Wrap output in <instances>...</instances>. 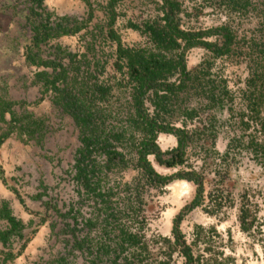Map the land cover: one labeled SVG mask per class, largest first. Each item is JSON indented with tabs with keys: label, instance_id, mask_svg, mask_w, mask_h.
<instances>
[{
	"label": "rangeland",
	"instance_id": "rangeland-1",
	"mask_svg": "<svg viewBox=\"0 0 264 264\" xmlns=\"http://www.w3.org/2000/svg\"><path fill=\"white\" fill-rule=\"evenodd\" d=\"M176 1L182 4L181 26L208 31L229 24L238 36L239 46L233 53L219 58L203 45L194 48L199 54L193 58H189L193 50L188 51L189 69L196 71L204 64L206 86L208 89L217 86L215 92L221 98L216 103L209 102L206 93L195 89L181 94L173 112L164 117L175 127L189 132L191 139L185 151V163L166 168L153 156L150 160L163 176L171 177L193 169L204 178V203L185 212L177 228L198 262L264 264V156L256 154L251 145L252 139L264 144V106L261 120L247 109L250 95L247 73L257 66L264 73V53H260L259 48L264 47V0H252L247 11H234L219 0ZM109 2L46 0V9L52 13L53 20L67 15L85 26L67 41L53 39L38 49L33 44L34 33L29 23V1L0 0V10L10 20V29H14H9L14 49L10 54L11 64L3 68L6 79L0 84V96L16 103L14 110L18 117L33 114L36 118H45L49 127L47 135L39 140L15 129L6 141L8 157L3 158L0 152V176L5 179L2 182H6L0 199L9 201L15 215L28 225L24 238H16L12 250L0 242V251L4 253L0 263L11 251L14 257L7 264H63L60 259H65V264H110L117 256L121 257L120 264H187L183 246L178 245L171 253L164 240H175V221L192 202L197 186L180 178L168 185L151 184L145 171L136 164L137 145L143 132L130 126L133 84L126 65L123 74L116 66L117 47L108 36L110 16L106 8ZM162 2L120 0L116 5L115 29L126 47L150 48L149 37L130 28L129 22L143 26L145 21L163 16ZM205 39L217 43L221 36L214 34ZM58 45L66 49L59 58L63 67L70 69L69 89L72 87L76 93L84 90L91 100L97 126L92 128V133H124L121 141L115 140L114 144L128 162L124 166L117 160L111 170L103 168L101 189L106 198L102 201L101 197L88 196L84 186L75 179V156L82 147L81 130L69 115L53 104L52 94L45 91L41 83L35 84V72L27 61L34 54L36 59H55L54 49ZM70 53L87 55L88 62L79 56L71 65ZM97 81L112 87L105 98L92 95ZM60 85L64 88L66 83ZM225 85L230 91L228 97L222 94ZM193 109L197 115L187 118L186 111ZM244 114L250 127L242 124ZM10 118L9 113L7 120ZM1 124V133L9 129L8 123ZM164 136L169 140L166 145L161 141ZM160 142L166 147L175 139L163 134ZM213 146L219 154H214ZM226 152L224 160L220 154ZM94 158L99 165L107 162L100 152ZM177 180L192 183L194 190L167 230L164 213L171 207L170 185ZM54 208L61 211L56 212ZM70 208H74L72 216H68ZM243 218L247 226L253 223L247 232L241 227ZM89 220L94 224L88 225ZM7 226L5 220H0V229ZM128 232L138 235L141 243L123 245L124 250L120 246ZM76 239L84 241L83 249L75 248ZM100 247L105 251L97 255Z\"/></svg>",
	"mask_w": 264,
	"mask_h": 264
},
{
	"label": "trees",
	"instance_id": "trees-1",
	"mask_svg": "<svg viewBox=\"0 0 264 264\" xmlns=\"http://www.w3.org/2000/svg\"><path fill=\"white\" fill-rule=\"evenodd\" d=\"M33 7L30 9L29 23L31 24L34 37L33 44L38 49H41L39 45L47 42L53 37H59L63 34L76 33L84 28L78 19L71 16H63L52 20V13L47 11L44 5L45 0H31ZM222 5L231 8L234 11H247L252 5L251 0H219ZM120 0H110L108 6V15L110 16V30L109 37L116 41L117 48V69L124 71V65L122 61L126 62L128 68L127 75L129 81L133 84V106L135 112L132 114V125L137 129H141L143 132V138L140 139L139 146H137V152L139 154V163L145 169L148 175L149 182L161 184H167L172 178L187 179L194 182L197 185L196 195L193 201L185 208L186 212H189L196 207L202 205L205 199V186L204 178L201 174L192 172H179L174 177H163L159 175L153 168L151 162L148 160V156L154 154L160 164L168 167H174L176 164H182L185 162L186 148L190 144L189 132L185 129H180L166 121L165 115L171 114L174 105L178 103V99L183 93H190L191 89L196 91L201 90L206 93L209 98V102H215L221 97L215 92L217 86H210L207 88L206 73L204 71V64L196 71L188 69L186 63V54L191 48L197 45H204L209 48L215 58L224 57L225 55L234 52L235 47L239 46L238 36L229 24L222 27L206 30H193L185 31L181 28L179 14L182 12V4L176 0H163L162 10L164 15L155 19H149L140 26L135 23H130V26L135 30H139L145 33L151 42L150 48L141 46L125 47L122 44L120 36H118L113 26L117 19L116 5ZM71 24L73 26L71 27ZM219 34L223 38L222 44L205 41L204 38L210 35ZM260 53H264V47H259ZM58 54L65 53L62 47H55ZM72 59V65L75 64L77 54L69 55ZM59 59V58H58ZM30 62L45 64L47 66L54 65V73L51 74L47 71L40 72L37 75L38 81L44 83L46 90L54 89L59 92L58 103L62 105L64 110L69 113L82 131L81 142L83 147L79 150L76 159V178L86 188L88 195L104 197L101 192H98V186L100 179L99 172L102 168L98 164L97 160L93 158V155L97 151H102L108 155V168H110L117 159L122 160L124 166L127 165L125 156L122 152L115 148L112 141H121L124 133L107 132L103 135L95 133H88L90 128L96 125V114L91 107V100L86 94V91H78L77 93L71 87L69 89L66 79L68 78V69L64 68L60 62L48 63L44 61H37L34 55L29 57ZM82 60L85 62L88 60L85 55ZM208 65H211L208 63ZM260 67V66H259ZM257 66L255 70L251 72V76L247 83L250 90L248 98L247 109L255 115L256 118L261 120V108L264 106V73L259 71ZM81 69L80 66L78 68ZM174 78L179 80V83L172 81ZM58 81L66 82L64 89H60L57 86ZM112 91V87L105 83H94L93 94L101 95V98H105ZM200 91V92H201ZM152 104L155 107L156 115L151 117L148 115L145 108V100L151 96ZM223 96L228 97L230 91L227 85L224 86ZM83 97V98H82ZM216 103V102H215ZM16 103L0 99V122L8 123L9 129L0 134V146L8 139L15 129H20L23 133H28L34 136L39 131L45 129V121L42 119H35L32 114H25L22 116L17 115L14 110ZM6 113H10L11 118L8 121ZM187 118L193 119L197 115V111L187 110ZM245 114L241 118L242 124L250 127V123L245 121ZM264 128V122L262 123ZM1 130V129H0ZM171 133L178 136V148L167 152L170 155L169 159L164 158V153L161 152L159 145L156 143L158 134ZM104 138H101L103 137ZM213 141L216 140V136L213 135ZM252 147L255 148L256 154H262L264 156V144H259L255 139L251 140ZM214 154H219L213 146ZM228 152L221 155L224 160L227 159ZM226 162V161H224ZM2 173V172H1ZM5 180V179H4ZM221 205V204H219ZM181 214L175 221L176 228L174 229L175 240L169 238L164 241L168 244V248L171 253L174 252L178 245L183 246V253L186 257L187 264H212L201 263L195 258L192 248L187 245L183 240L181 233L177 232L178 223L183 217ZM0 220H5L8 226L4 229H0V241L5 247L12 249L13 240L15 238H24V230L27 228L23 220L14 215L10 203L6 200L0 203ZM253 223L247 226L245 218L241 221L242 229L247 232L252 228ZM198 230L201 227L197 228ZM127 239L131 244L139 245L141 239L138 235L126 234ZM27 244L23 246V250ZM78 246H81L78 243ZM122 247V246H121ZM172 254H170V257ZM14 257L11 251L4 257L2 264H7V261ZM112 264H118L117 260ZM168 264V263H160Z\"/></svg>",
	"mask_w": 264,
	"mask_h": 264
},
{
	"label": "flooded vegetation",
	"instance_id": "flooded-vegetation-1",
	"mask_svg": "<svg viewBox=\"0 0 264 264\" xmlns=\"http://www.w3.org/2000/svg\"><path fill=\"white\" fill-rule=\"evenodd\" d=\"M29 1V3H30V7H29V14H30V9L33 7V3H32V1L31 0H28ZM46 1V0H45ZM252 1V0H251ZM110 3V2H109ZM163 3V2H162ZM44 5H45V2H44ZM109 6V5H108ZM107 9H108V7L106 8V12H107V14H108V11H107ZM163 11V10H162ZM163 15H164V12H163ZM30 17V16H29ZM162 17V16H161ZM117 18H118V14H117ZM77 19V18H76ZM53 20V19H52ZM55 20V19H54ZM116 22H117V19H116ZM116 22H115V24H116ZM130 23L131 22H129V27L130 28H132L131 26H130ZM133 23V22H132ZM115 24H114V26H113V29H115ZM224 25H226V24H223V25H221V26H219V27H222V26H224ZM73 26V24H71V27ZM32 27V26H31ZM216 28H218V27H216ZM84 29V28H83ZM82 29V30H83ZM134 29V28H133ZM109 30H110V23H109ZM109 30H108V36H109ZM32 31H33V28H32ZM115 31L117 32V29H115ZM80 32V31H79ZM79 32H76V33H68V34H63V35H61V36H59V37H53V38H51V39H49L47 42H44V43H41L40 45H39V47H42V45L43 44H47V43H49V41H51V40H55V39H58V38H60V39H62V40H64V41H67L70 37L69 36H71V35H73V34H77V33H79ZM33 33H34V31H33ZM117 34H118V32H117ZM146 35V34H145ZM119 36V35H118ZM219 36H221V35H219ZM33 37H34V35H33ZM111 39V38H110ZM112 40V39H111ZM204 40L205 41H207L205 38H204ZM113 42H114V44H115V46L118 48V44H117V42L116 41H114V40H112ZM122 41V40H121ZM210 42V41H209ZM222 42H223V38H222V36H221V39H220V41L219 42H217L218 44H222ZM214 43H216V42H214ZM123 44V43H122ZM124 45V44H123ZM125 46V45H124ZM197 46H199V45H197ZM197 46H195V47H193V48H191L190 50H195L196 51V49H194V48H196ZM204 46V45H203ZM56 47H62V45H58V46H56ZM126 47V46H125ZM205 47V46H204ZM208 51H210L211 53H212V51L209 49V48H207V47H205ZM197 50H200V49H197ZM63 51H64V49H63ZM64 52H66V49H65V51ZM117 52V51H116ZM197 52V54L196 55H198L199 54V52L198 51H196ZM187 53H188V51H187ZM54 54H55V56H56V58L55 59H53V60H48V61H45V60H43V59H36L37 61H39L40 62V60L41 61H44V62H48V63H53V62H60L61 64H62V59L60 60V56H59V54L56 52V50L54 49ZM71 54V53H70ZM69 54V55H70ZM73 54V53H72ZM213 54V53H212ZM79 56H81V58L83 59L84 58V56L85 55H81L80 53H77V58H76V60L75 61H77L78 60V58H79ZM87 56V55H86ZM186 56H187V54H186ZM214 56V55H213ZM226 56V55H225ZM30 57V56H29ZM34 57H35V54H34ZM70 57V56H69ZM59 58V59H58ZM70 59H71V57H70ZM88 59V58H87ZM27 61L29 62V64H30V67L34 70V72H35V75H36V77H35V84H37V83H41V85H42V87L44 88V90L45 91H47L46 90V87L44 86V83L43 82H41V81H38V79H37V75H38V73H40V72H44V71H47V72H49V73H51V74H53L54 73V65H52V66H47V65H45V64H40V63H32V62H30V60L29 59H27ZM117 61H118V59H117ZM86 62H88V60L86 61ZM123 62V61H122ZM125 62V61H124ZM83 63H85V62H83ZM117 63V62H116ZM186 63H187V60H186ZM63 65V64H62ZM71 65H72V59H71ZM124 65V68H125V65H126V62L123 64ZM187 66H188V64H187ZM53 67V69H51ZM64 68H66V67H64ZM126 68H127V66H126ZM68 69V74H69V72H70V69L69 68H67ZM188 69H189V66H188ZM52 70V72H50ZM127 70H128V68H127ZM251 73V72H250ZM249 72L247 73L248 74V76H249V78H250V76H251V74H250ZM68 79V78H67ZM67 79H66V81H67ZM172 81H174V82H176L177 84L179 83V80L177 79V78H174ZM248 81V80H247ZM60 83H66V82H63V81H58L57 82V86L60 88V89H64V88H62L61 87V85H60ZM247 85H248V83H247ZM228 87V86H227ZM47 92H49L50 93V95L51 96H53V100H52V102H53V104L54 105H57V106H59L60 107V109L62 110V112H64L65 114H67V115H69L72 119H73V117L69 114V113H67L65 110H64V108L62 107V105H60L59 103H58V98H59V92L58 91H56V90H54V89H50L49 91H47ZM250 93V90H249V86H248V94ZM55 95H56V97H55ZM151 96H149L146 100H145V108H146V111H147V113H148V115L149 116H151V117H154L155 115H156V111H155V107H154V105L152 104V101H151V97H152V94H150ZM149 98H150V101H149ZM0 99H1V96H0ZM55 99V100H54ZM146 101H149L151 104H147L146 103ZM148 102V103H149ZM132 112L134 113L135 112V110H134V106H133V98H132ZM151 106H153L154 107V110H151ZM33 115V114H32ZM33 117L35 118V119H42V120H44L45 121V129L44 130H42V131H39L37 134H35L34 136H31L30 134H28V133H25V135H29L31 138H33V139H36V140H39L40 138H42V137H44V136H46L47 135V131H49V127H48V124H47V121H46V119L45 118H36L34 115H33ZM6 118H7V115H6ZM74 120V119H73ZM245 121H246V118H245ZM74 122H75V120H74ZM131 122H132V120H131ZM75 124L77 125V123L75 122ZM133 123H131L130 124V126H133L132 125ZM77 127L81 130V128H80V126H78L77 125ZM97 126L96 125H94V127L92 126L91 128H90V130L91 131H89L88 133H90V135H91V133H92V128H96ZM134 128H135V126H133ZM15 131V130H14ZM115 133V132H114ZM117 133H119V132H117ZM168 135V136H171V138H173V139H175V142L174 143H171L170 145H173V148H166V147H163L162 145H161V142H160V137H161V135ZM92 135L94 136L95 134H93L92 133ZM175 137H174V136ZM102 136V135H101ZM81 138H82V131H81V136H80V142H81ZM101 138H104V136L103 137H101ZM159 138V142L157 141V139ZM157 139H156V143L159 145V147H160V150H161V152L162 153H164V158H166V159H169L170 158V155H168L167 154V152H170V151H172V150H175V149H177L178 148V136H176L175 134H171V133H160V134H158V137H157ZM113 142V144H114V142H115V140L114 141H112ZM259 144H263V143H259ZM81 145H82V147H83V144H82V142H81ZM115 145V144H114ZM137 146H139V144L137 145ZM82 147H80L78 150H77V153H76V156H75V160L77 159V156H78V152H79V150L82 148ZM115 148L116 149H118L117 147H116V145H115ZM162 148H165V149H167L166 151H164V150H162ZM187 149V148H186ZM97 152H100L101 154H103V155H105L106 156V158H107V162L105 163V165H101L102 166V168H101V170H100V172H99V175H102V173H103V171L106 169L107 171L108 170H111L112 168H113V166L114 165H116V161L117 160H121V158L120 159H117L116 161H115V164H113L110 168H108L109 166H108V155L106 154V153H104V152H102V151H97ZM97 152H95V154L97 153ZM95 154L93 155V158H94V156H95ZM124 154V153H123ZM125 156V155H124ZM151 156H153L155 159H156V161L158 162V160H157V158H156V156L154 155V154H151V155H149L148 156V160L151 162V164H152V166H153V168L155 169V171L158 173L159 171H158V169H157V167H154V165H153V162L150 160V157ZM220 156H221V154H220ZM125 159V161L126 162H128L127 161V159L126 158H124ZM122 161V160H121ZM159 163V162H158ZM185 163V162H184ZM184 163H182V164H184ZM137 166L138 167H140L141 168V170H143V171H145V169L140 165V163H139V154H138V152H137ZM160 164V163H159ZM161 166H163V167H168V166H166V165H163V164H160ZM177 165H181V164H176L175 166H177ZM75 166H76V161H75ZM160 166V167H161ZM174 166V167H175ZM103 168H105V169H103ZM76 169V168H75ZM192 171H195V170H191V171H185V172H192ZM180 172H184V171H180ZM195 172H197V171H195ZM146 173V172H145ZM179 173V172H178ZM177 173V174H178ZM2 173L0 172V175H1ZM76 174H77V170H76ZM159 175H161V176H163L162 174H160V173H158ZM147 175V174H146ZM148 176V175H147ZM175 175H171V177H174ZM163 177H169V176H163ZM176 177H174V178H172L171 179V181L170 182H168L167 184H165V185H168V184H170L174 179H175ZM75 179L78 181V179L76 178V175H75ZM181 179V178H180ZM2 181H4V179L2 180ZM79 182V181H78ZM98 182H99V188H98V192H101V194H103L104 195V193L102 192V189H101V178L98 180ZM6 182H4V184H5ZM156 183H159V181L158 182H156ZM194 183V182H193ZM196 185V184H195ZM197 186V185H196ZM85 188V187H84ZM85 190H86V188H85ZM205 191H206V189H205ZM86 192V191H85ZM87 194V193H86ZM88 195V194H87ZM195 195H196V193H195ZM88 196H93V197H95V198H98V197H101V196H94V195H88ZM40 196H38V198H39ZM102 199H101V201L104 199V198H106V196L104 195V197H101ZM194 198H195V196H194ZM193 198V199H194ZM4 201V200H3ZM7 201V200H6ZM193 201V200H192ZM9 202V201H8ZM98 203H99V201H98ZM47 204V203H46ZM189 206V205H188ZM54 210L56 211V212H60L61 210L58 208H54ZM13 211V210H12ZM73 211H74V208H70V214L68 213V216H72V214H73ZM192 211V210H191ZM186 211H185V209L183 210V212L181 213V214H183V213H185ZM13 213H14V211H13ZM14 215H15V213H14ZM16 216V215H15ZM61 216H63V214H61ZM20 219V218H19ZM74 219H75V221H76V223H77V220H76V216H74ZM22 220V219H21ZM24 222V221H23ZM25 223V222H24ZM87 224L88 225H93L94 223H93V221H91V220H89L88 222H87ZM26 226H28L27 224H26ZM25 231V230H24ZM126 234H133V235H135L134 233H131V232H128V233H125V235ZM124 235V236H125ZM175 237V236H174ZM18 238V237H17ZM125 239H127V236H125ZM125 239L123 240V241H125ZM169 239V238H168ZM171 239H173V238H171ZM16 240V238L13 240V244H14V241ZM173 241H174V239H173ZM1 242V241H0ZM82 242H84L83 240H77L76 239V244H74L75 245V248H77V249H83V243ZM78 243H80L81 244V246H78ZM128 243V244H127ZM130 244V246L131 245H134V244H131L130 243V241L128 240L127 242H122V247L120 246V248H123L124 250H125V246H123V245H129ZM4 246V245H3ZM13 246V245H12ZM135 246V245H134ZM5 247V246H4ZM6 249H9V250H12V249H10V247H5ZM105 251V248L104 247H100V249H99V251L97 252V255H100L102 252H104ZM7 254H8V252H7ZM120 259H121V257L120 256H117L114 260H112L111 261V263L110 264H112L114 261H116L117 260V263L118 264H120ZM61 261V263H63V264H65V259H60Z\"/></svg>",
	"mask_w": 264,
	"mask_h": 264
},
{
	"label": "crops",
	"instance_id": "crops-1",
	"mask_svg": "<svg viewBox=\"0 0 264 264\" xmlns=\"http://www.w3.org/2000/svg\"><path fill=\"white\" fill-rule=\"evenodd\" d=\"M5 14L0 10V84L4 83V80L6 79V75H3L4 73V66L5 67H8V63L9 65L11 64L9 62L10 60V54H12L13 52V40L11 42V36H10V32L9 29H10V20L6 17H4ZM10 30H14L13 28L10 29ZM12 58V57H11ZM8 77V76H7ZM9 114V113H6V115ZM2 122H0V129H1V124ZM8 130V129H7ZM0 134H1V130H0ZM8 139L5 140V142L0 146V152L3 156V158H7V154L9 152L8 150V142H6ZM8 143V144H6ZM16 147H19L20 145L18 144H15ZM4 182H2V179H1V176H0V194L2 195V193H4L5 191L3 190V187L4 186ZM6 188V187H5ZM0 195V197H1ZM6 200V199H5ZM3 201V200H2ZM1 199H0V203L2 202ZM2 243V242H1ZM2 245H4L2 243ZM4 253H2L0 251V257H2ZM4 260V258H3ZM2 264V263H0Z\"/></svg>",
	"mask_w": 264,
	"mask_h": 264
},
{
	"label": "bare ground",
	"instance_id": "bare-ground-1",
	"mask_svg": "<svg viewBox=\"0 0 264 264\" xmlns=\"http://www.w3.org/2000/svg\"><path fill=\"white\" fill-rule=\"evenodd\" d=\"M56 3V2H55ZM49 5V4H48ZM55 5V4H54ZM161 141H163L166 145L169 140L165 136L162 137ZM171 143V142H170ZM171 207L164 213V224L167 230H170L172 219L178 210L184 205V203L191 198L194 190V186L192 183L185 180H177L173 182L171 185ZM198 217V215H196Z\"/></svg>",
	"mask_w": 264,
	"mask_h": 264
},
{
	"label": "built area",
	"instance_id": "built-area-1",
	"mask_svg": "<svg viewBox=\"0 0 264 264\" xmlns=\"http://www.w3.org/2000/svg\"><path fill=\"white\" fill-rule=\"evenodd\" d=\"M181 28L183 29V30H185V31H193V29H189V28H185V27H183V26H181ZM196 54H197V52L195 51V50H193L192 51V53H191V56H189V58H193V56H196ZM188 64V63H187ZM189 66V65H188ZM149 101H146V103L149 105V104H151L150 102L148 103ZM151 110H154V107L153 106H151ZM166 148H173V145H168V146H166ZM185 259H186V257H185Z\"/></svg>",
	"mask_w": 264,
	"mask_h": 264
}]
</instances>
